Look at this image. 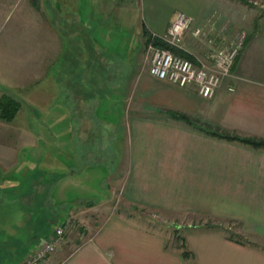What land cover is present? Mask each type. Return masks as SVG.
Masks as SVG:
<instances>
[{"label": "crops", "instance_id": "crops-1", "mask_svg": "<svg viewBox=\"0 0 264 264\" xmlns=\"http://www.w3.org/2000/svg\"><path fill=\"white\" fill-rule=\"evenodd\" d=\"M165 1L145 22L144 0H0V264L57 224L36 264H264V148L224 138L264 139V0ZM175 12L246 33L211 98L142 67ZM195 216L239 230L174 223Z\"/></svg>", "mask_w": 264, "mask_h": 264}, {"label": "built area", "instance_id": "built-area-1", "mask_svg": "<svg viewBox=\"0 0 264 264\" xmlns=\"http://www.w3.org/2000/svg\"><path fill=\"white\" fill-rule=\"evenodd\" d=\"M212 29V23L194 25L189 15L175 12L163 33L149 35V47L155 46H152L149 56L147 69L149 75L178 87L192 85L198 96L211 98L220 81L229 74L244 40L237 37L226 43L216 42L211 35ZM187 34L193 39H203L207 43L205 58L196 56L185 47L184 39ZM155 41L161 45H155ZM64 238V226L55 225L51 233L19 264H36L42 261L55 252Z\"/></svg>", "mask_w": 264, "mask_h": 264}, {"label": "rangeland", "instance_id": "rangeland-1", "mask_svg": "<svg viewBox=\"0 0 264 264\" xmlns=\"http://www.w3.org/2000/svg\"><path fill=\"white\" fill-rule=\"evenodd\" d=\"M242 1L245 2V4L247 5V8H249L252 5H254L253 4V1L252 2L251 1L249 2L247 0H242ZM259 4H260L259 2L255 3V5H259ZM170 6H172V5L170 4ZM168 8H169V4L166 3L165 0H144L143 6H141V9H140V13L143 12L142 11V9H143L144 10V14H145V20H146L145 22H147L148 19L150 18V16H154V17H157V18L167 17V15H168ZM171 8H170V10H171ZM245 36H246V33L245 32H242V31L240 32L239 31L236 35H234L228 41L235 40L237 37L245 38ZM148 44L149 43H145L144 44L143 49H142V52H141V64H142L143 69H145V68L148 69L149 56H150L151 50L153 48L152 46H154V45H151L149 47ZM157 46H159V45L157 44ZM193 54L196 55V53H193ZM183 55L187 56L186 54H183ZM196 56H198V55H196ZM144 212L147 213V211H144ZM174 223L175 224L179 223V224H182V225H183V223H189V224H206V225H210V224L212 225V224H218L219 223L222 226V228L224 226L225 229H226V231H228V232L239 230L238 229L237 222L226 221V220H222L220 218H217L216 219V218L208 217V216H203V217H200V216L189 217L188 219H185L184 222L177 220ZM166 224H168V222H166ZM170 224H173V222L170 223ZM262 241H264V240H262ZM23 242L25 243V240H23ZM16 248L17 249H16L15 253L11 254V256L12 257L14 256L15 257L14 259L19 260L23 256V254H25V252L28 250V245L26 244L24 246L16 247Z\"/></svg>", "mask_w": 264, "mask_h": 264}, {"label": "trees", "instance_id": "trees-1", "mask_svg": "<svg viewBox=\"0 0 264 264\" xmlns=\"http://www.w3.org/2000/svg\"><path fill=\"white\" fill-rule=\"evenodd\" d=\"M143 33L146 36V43H148V41L150 40V36H149L150 34L147 31V29H145ZM155 44L161 45V43H159L158 41H155ZM7 107H10L12 110L9 116H5V118L10 117V115H12V113L17 110L18 102L10 98L9 96L4 95L0 99V112L3 113V111H5ZM224 138L230 139V140H236L238 142L245 143L253 147H257V148H264V139H257V138H252V137H241L237 135H225Z\"/></svg>", "mask_w": 264, "mask_h": 264}]
</instances>
